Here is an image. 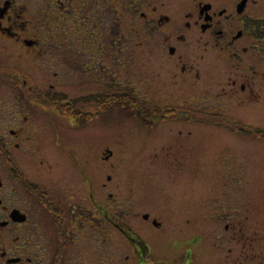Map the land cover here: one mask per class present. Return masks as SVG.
<instances>
[{
	"label": "flooded vegetation",
	"instance_id": "af4514ba",
	"mask_svg": "<svg viewBox=\"0 0 264 264\" xmlns=\"http://www.w3.org/2000/svg\"><path fill=\"white\" fill-rule=\"evenodd\" d=\"M147 52L142 85L131 69ZM1 82L0 264H83L90 253L104 263L116 252L119 264H202L199 236L154 251L137 234L163 229L158 211L134 201L137 191L122 200L119 157L85 136L146 92L149 114L174 117L134 123L168 175L196 176L200 133L215 137L211 160H245L226 137L264 129V0H0ZM207 115L232 121L201 122Z\"/></svg>",
	"mask_w": 264,
	"mask_h": 264
},
{
	"label": "rangeland",
	"instance_id": "374dc122",
	"mask_svg": "<svg viewBox=\"0 0 264 264\" xmlns=\"http://www.w3.org/2000/svg\"><path fill=\"white\" fill-rule=\"evenodd\" d=\"M139 59L136 69L131 70L139 80L147 78L149 82L148 52L145 57L141 53ZM151 63L156 65L155 61ZM1 84L0 96L4 98L2 100H7L10 94L5 93L6 84ZM134 118L124 113L116 116L106 114L90 125L85 137L89 138L90 144H97V147H109L115 159L119 157L117 181L123 192L122 200L130 201L132 190L137 191L139 194L136 202H142L148 208L150 205L154 211H158L152 214L162 219L163 229L151 233L150 238L148 234H137L147 239L144 241L148 245L150 243L154 251L165 250L167 246L162 244L165 241H182L193 236L191 234L200 235L193 250L195 255L200 256L202 264H213L210 257L214 255V250L222 264L226 261L230 263L237 257L240 260L246 259L247 264H264V145L253 143L256 141L247 138L226 137L234 148L244 150L242 155L246 154L244 157L247 158L242 162H215L208 156L209 152L218 149L214 144L215 137L200 133L201 149L196 157V176L172 177L168 175L167 163L151 160L152 147L149 149V145L152 143L141 138V132L134 125L139 120ZM148 163L157 167L158 172L148 168ZM232 163H237L234 175L237 181L219 178L216 185L215 173L219 175L216 168L221 169L222 165ZM230 173H234L233 170ZM223 184H228L231 192L224 193V190L218 188ZM149 190L152 192L150 200ZM159 202L167 204L164 209L158 208ZM136 211L133 209L132 212ZM182 218L190 220L188 231L185 226H179L182 223L178 220ZM239 231L243 234L237 235ZM231 236H234L233 239ZM211 237L217 247L209 243ZM167 253L168 256L175 255L171 251ZM124 255L125 252L122 253V259ZM118 256V252L114 255L110 253L101 263L90 253L89 257L84 256L83 264H119Z\"/></svg>",
	"mask_w": 264,
	"mask_h": 264
},
{
	"label": "trees",
	"instance_id": "16d2710c",
	"mask_svg": "<svg viewBox=\"0 0 264 264\" xmlns=\"http://www.w3.org/2000/svg\"><path fill=\"white\" fill-rule=\"evenodd\" d=\"M139 116L141 117V119H142V120H145V117H144V115H142V114H139Z\"/></svg>",
	"mask_w": 264,
	"mask_h": 264
}]
</instances>
